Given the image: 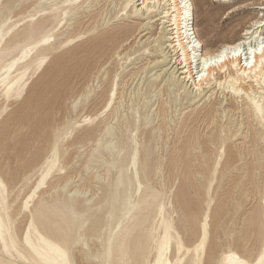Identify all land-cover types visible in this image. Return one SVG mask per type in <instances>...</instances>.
Instances as JSON below:
<instances>
[{
    "label": "rangeland",
    "instance_id": "1",
    "mask_svg": "<svg viewBox=\"0 0 264 264\" xmlns=\"http://www.w3.org/2000/svg\"><path fill=\"white\" fill-rule=\"evenodd\" d=\"M239 1L242 0L221 5L213 0H192L193 27L201 43L199 53L217 48L226 38L237 39L242 28L262 16L264 10L258 14L252 5L228 15L229 8L233 9ZM21 7L18 3L16 11L21 13ZM98 7L102 6L68 22L55 39V48L40 59L39 30L10 18L7 0H0V78L10 74L15 82L9 89L7 85L0 86V179L5 183L7 203L16 207L33 191L36 196L48 193L66 178L69 187L87 190L90 202L75 206L76 216L68 212V207L63 215L67 221L69 217V226L79 237L70 247V254L78 257L86 243L90 255L97 253L95 259L90 258L92 264H101L105 234L120 236L138 214L147 216V223L151 224L156 205L160 206L163 226L153 222L152 245L167 242L170 252L165 257L173 262L186 264L196 251L192 264H215L213 256L225 246H233L253 261L264 240V234L258 235L251 228L264 193V166L260 165L264 154L259 151L260 147L264 151V142L251 144L252 130L243 117L230 113L219 116L222 108L212 112L218 104L188 101L183 95L172 93L164 81L152 82L150 75L159 67L150 62L161 53L144 52L141 46L147 36L109 40L108 33L118 27L111 28L96 17ZM105 8L110 9L107 4ZM156 23L151 31L158 32L160 26ZM133 25L128 22L124 27ZM13 60L17 61L9 68ZM129 106L136 109V123L128 118ZM120 115L127 117L128 122L117 139L118 150L126 146L131 157H135L134 128L142 123L155 138L148 164L128 166L130 181L125 172L103 162L90 164L89 170L83 165L104 124L116 117L121 120ZM249 123L255 127L254 122ZM235 152L241 156L239 161H235ZM57 165L65 169L64 177ZM97 175L104 177V182L98 181ZM113 186L117 201L113 200L112 191L107 199L100 198L104 189ZM99 218L103 219V229L94 226ZM24 223L18 224L14 233H19L26 226Z\"/></svg>",
    "mask_w": 264,
    "mask_h": 264
},
{
    "label": "bare ground",
    "instance_id": "2",
    "mask_svg": "<svg viewBox=\"0 0 264 264\" xmlns=\"http://www.w3.org/2000/svg\"><path fill=\"white\" fill-rule=\"evenodd\" d=\"M101 1L104 3L100 4ZM232 1L234 0H213V2H218L221 5ZM18 3H21L23 13L16 11L15 8ZM7 4L11 12L10 18L39 30L41 36L38 44L41 52L37 58L39 57L40 59H45L48 56V52L55 48L52 47L57 43L55 39L60 36L61 31L68 25V22L73 20L76 15L88 14L95 6L101 5L102 7H98L99 13L96 17L101 18L111 28L118 27V29L108 33L107 38L109 40L124 41L132 36H147L141 46L144 52L151 54L161 53L160 57H156L150 62H153L156 68L159 67L150 75L152 82L156 83L157 80L159 82L164 81L169 89L172 90V93L183 95V99L188 101L218 104L219 107H215L212 112L216 113L217 109L222 108L223 112L219 113V116L220 114L227 116L230 113L237 117H243L247 120L245 122L247 128L252 130L250 133L251 144L255 145L257 142L259 144L264 142V115L261 114V106L264 105V63H262L264 56H261L259 51L260 42L264 40V12L260 18L251 20L249 26L242 28L237 39L233 37L226 38L217 48L205 50L204 54H201L198 49L201 43L196 37L193 27L194 8L192 0H29L27 2L24 0H7ZM106 4L107 7H110L109 10L105 8ZM236 5L239 6L236 8ZM251 5L259 10L258 14H261V10L264 9V0L239 1L233 5V9L229 8L228 15L239 9L250 8ZM29 8L30 10H28ZM128 22H134V25L124 27ZM155 23L160 26L158 32L151 31ZM76 25L80 26V22L76 21ZM51 38L53 43H50ZM253 46L257 49L255 55L248 51ZM237 49L239 50L238 56L234 55ZM168 52L169 54L167 55ZM22 57H25V55ZM99 58L101 57L99 56ZM16 61L13 60L9 63V68ZM249 62L252 65L251 67H249ZM245 73L248 75H244ZM9 75L6 74L0 78V86L7 85L9 89L15 85ZM226 99L228 103H225ZM226 104L229 106L224 107ZM129 108L131 111L128 118L133 123L138 122L136 109L132 106H129ZM146 115L143 118L144 122L147 119ZM208 116L210 117V114ZM121 117L122 121L119 117H116L114 120L112 119L104 124L103 130L98 134L97 142L83 165L85 170H89L90 164L103 162L107 167H116L118 170L125 172L127 179L130 181L131 179L126 173L128 166L135 167L138 164H148L155 138L153 137L154 135L146 131L145 124L142 123L134 128L136 132L133 139L135 157H131L126 146L120 147V150H118L117 139L123 133L121 131L127 127L128 122L127 117ZM249 121L254 122L255 127L251 126ZM239 125H241L240 122ZM94 128L96 129V127ZM261 148H259V151L264 154ZM235 155V161H239L241 158L240 154L235 152ZM262 163L260 165L264 166V163ZM43 169L46 172L47 166H44ZM58 171L62 177L66 174L63 166H59ZM42 177L43 175H40V178ZM95 178L101 182L105 180L104 177L99 175L95 176ZM63 181L62 185H52L53 187L48 193L36 196V192L33 191L26 199L21 198L22 200L20 199L21 201L16 207L10 202L7 203L4 189H0V227H2V231H0V264H92L90 258L95 259L97 253L90 255V250L86 243H84L83 251L78 252V257L74 258V254H70V247H73L79 241V237L77 231H72L69 226L71 224L69 217L67 221V217L63 215L64 208L68 207V212L76 216L74 207L77 205H82L83 207L84 203L82 202H90L91 199L88 197L90 195H86L85 191L88 192L87 190L83 191L69 187V178ZM110 191L113 192V200L117 201V190L114 186L111 189H104L100 198L107 199L106 195ZM30 197L32 199H29ZM123 200L126 201V197ZM26 201L28 202L27 208L25 207ZM155 208L152 220L159 223V226H163L160 206L156 205ZM110 210L112 209L110 208ZM137 217L133 219L128 229L118 237H115V233H111L109 237L104 233L101 264H180L179 260L173 262L170 257H165L170 252V246L167 242L160 246L152 245L150 229L153 222L151 224L147 223L148 218L145 215L141 216L138 214ZM87 220L89 222V219ZM23 222H25L26 226H23L24 228L19 233H14V228L17 229L18 224ZM65 222H68V225ZM102 223V218L96 219L94 226L97 229H103ZM148 225L151 226L148 228ZM251 228L258 235L264 234V193L259 204L258 213L252 219ZM191 235L190 233L189 236ZM26 236L27 242L25 241ZM208 245L210 244L208 243ZM261 247L260 253L251 261L233 246H225L216 251L215 256H213L214 263L239 264L242 261L243 264H261L262 259H264V240ZM196 254V251H194L188 261H185L186 264H192L193 255Z\"/></svg>",
    "mask_w": 264,
    "mask_h": 264
},
{
    "label": "snow or ice",
    "instance_id": "3",
    "mask_svg": "<svg viewBox=\"0 0 264 264\" xmlns=\"http://www.w3.org/2000/svg\"><path fill=\"white\" fill-rule=\"evenodd\" d=\"M264 10V9H262ZM249 52H251L253 55H255L257 49L253 46V47H250L248 49ZM259 51H260V54L261 56H264V40H261L260 42V45H259ZM234 55H239V50L237 49L235 52H234ZM262 63H264V61H262ZM251 63L249 62V67H251ZM244 75H248L247 73H245ZM262 107V115H264V105L261 106ZM5 188V183L2 179H0V189H4ZM29 199H32L31 197ZM25 207L27 208L28 207V202L26 201L25 202ZM0 231H2V227H0ZM25 241L27 242V236L25 237ZM239 264H243L242 261L239 262ZM261 264H264V259H262L261 261Z\"/></svg>",
    "mask_w": 264,
    "mask_h": 264
}]
</instances>
